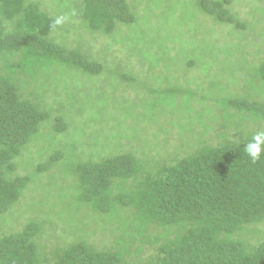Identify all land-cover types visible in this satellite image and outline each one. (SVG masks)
Here are the masks:
<instances>
[{
	"label": "trees",
	"instance_id": "obj_1",
	"mask_svg": "<svg viewBox=\"0 0 264 264\" xmlns=\"http://www.w3.org/2000/svg\"><path fill=\"white\" fill-rule=\"evenodd\" d=\"M55 1L0 0V264H264V0Z\"/></svg>",
	"mask_w": 264,
	"mask_h": 264
},
{
	"label": "rangeland",
	"instance_id": "obj_2",
	"mask_svg": "<svg viewBox=\"0 0 264 264\" xmlns=\"http://www.w3.org/2000/svg\"><path fill=\"white\" fill-rule=\"evenodd\" d=\"M256 1L257 0H244V4H246V5H250L249 3H247V2H250L251 3V5H254V4H256ZM45 2L48 4V6L50 7V8H53V9H55L56 11H62V8H59L57 5H56V1L55 0H45ZM193 10V8L192 7H189L188 8V13L187 14H191L190 13V11H192ZM190 17H192V16H190ZM156 23V22H155ZM161 25L164 27V26H167V27H169V28H171L172 26H171V23H168V22H165L163 19H162V23H161ZM145 31L146 32H148V31H150V30H152V32L153 31H157V27L156 28H153V27H151V25L150 24H147V25H145ZM126 31H127V29H126ZM124 32L123 30L121 31V35L122 36H124V37H128V38H134V37H137V32H138V29H133L132 31H129V32ZM153 34H154V32H153ZM128 47H132V43H128ZM115 70V69H114ZM124 72L126 73V74H128V75H131L130 74V72L128 71V70H124ZM85 83V82H84ZM86 84H88L87 82H86ZM103 89H99V91L98 92H96L97 94H98V96H97V99L95 100L94 99V102L95 103H92L91 102V104H90V106H87V107H89V111H93V112H87V114H88V117L87 118H83V119H80L79 121H78V124H77V126L74 128V131L76 132L75 133V135H76V137L75 138H73L71 141H70V143L69 144H71V143H73V142H75L76 144H77V138H79L80 140H81V142H84V143H86L85 145H87V147H88V149L86 150V151H89V149L91 148V150H96V148H95V142L98 140V137H97V134H98V132L100 133V130H98V132H95V131H93V130H91V128H87V129H85V125L88 123V121H90V120H94V119H96L97 118V120H100V119H104L105 118V116H106V114L104 113L105 111L101 108V104L102 103H99L98 101H99V99H102L103 97H102V94H101V91H102ZM105 91H108V90H105ZM111 92V91H110ZM100 94V95H99ZM108 100H110V99H108ZM105 104H107L106 102H105ZM108 105H109V103H108ZM82 108H84V107H82ZM85 108H86V106H85ZM90 108H93V109H90ZM119 109H121V108H119ZM99 113H103V114H99ZM44 136H46V137H48V138H50V134H49V132H46V134L44 135ZM81 143L79 142L78 143V145H80ZM28 159H30V161H32V159L33 158H30V157H28ZM57 205H58V207H60L61 206V204H60V202H57L56 203ZM67 207H69V209H71V207H72V204H69V205H67ZM68 209V210H69Z\"/></svg>",
	"mask_w": 264,
	"mask_h": 264
},
{
	"label": "clouds",
	"instance_id": "obj_3",
	"mask_svg": "<svg viewBox=\"0 0 264 264\" xmlns=\"http://www.w3.org/2000/svg\"><path fill=\"white\" fill-rule=\"evenodd\" d=\"M253 157L255 158V154H253Z\"/></svg>",
	"mask_w": 264,
	"mask_h": 264
}]
</instances>
